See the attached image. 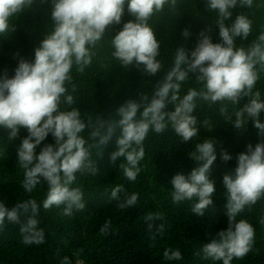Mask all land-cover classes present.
Here are the masks:
<instances>
[{"label": "clouds", "instance_id": "obj_1", "mask_svg": "<svg viewBox=\"0 0 264 264\" xmlns=\"http://www.w3.org/2000/svg\"><path fill=\"white\" fill-rule=\"evenodd\" d=\"M33 0H0V34L10 30V21L32 5ZM251 8L253 0H206L209 10L218 13L220 42L213 43L209 35L202 32L195 48L190 52L184 47L176 49L173 66L167 71L151 97L141 94L140 100H128L117 109L118 120H102L86 124L81 119L77 108L61 111L62 100L71 106L74 96L68 94L66 85L72 81V68L83 72L90 65L94 52L91 50L100 41L106 29L121 23L125 6L134 21L123 24L122 29L112 38L113 56L124 67L130 65L155 76L161 70L157 60L160 55V43L148 20L154 13L163 11L165 5L176 7L177 0H52L51 19L54 28L35 50L33 61L21 59L12 78L7 74L0 77V128L8 132V140L19 137L21 129H26L27 136L21 139L17 151L18 163L25 170L23 189L31 193L41 182L49 186L43 208L48 210L63 206V214L71 216L73 211L85 208L83 192L71 185L76 180V173H88L95 176L99 172L92 159L91 148L97 147L104 154V147L114 141L115 150L109 154L110 162L123 157L126 164H121L125 177L135 181L140 161L145 156L143 142L149 131L163 133L169 125L181 140L187 142L198 135L197 118L193 115L196 99L211 104L221 103L220 114L226 117L236 129H242L251 119L260 135H264V122L260 116L264 113V100L259 91L253 92L259 72L264 70V33H261L247 49L236 47V38L247 39L251 33V20L244 14L235 17L230 26L225 24L232 17L231 9L237 4ZM183 35H189L184 30ZM202 85L200 90L189 89L181 98V85L189 79V74ZM75 91V86H73ZM248 97L246 104L228 115L224 102L238 105ZM168 103L175 105L174 111H165ZM142 109V110H141ZM139 113V116H138ZM208 127V122L205 121ZM86 127L91 128L88 141L80 134ZM119 135H115L116 129ZM51 134L55 144L44 145L39 154L36 149ZM215 139L208 138L197 143L195 151L189 153L197 162L186 177L177 173L171 179L173 187L172 201H195L191 211L202 216L213 204L215 183L210 179L211 169L217 159ZM221 159H232L226 151L221 152ZM223 184L226 189V209L228 227L220 230L204 243L197 255L204 259L232 264L233 259L247 255L254 239L253 226L244 219L236 217L246 206L254 205L264 197V142L255 148L248 145L247 153L237 156L235 176L225 175ZM119 193H124L121 199ZM111 197L119 201L118 207H134L138 202V193L128 194L122 186L113 189ZM40 205L35 199L16 203L9 209L0 202V225L5 219L13 224H20V233L24 244H41L44 231L39 228ZM25 219L22 221L21 217ZM146 221L163 219V214H148ZM110 225L106 222L101 228L105 232ZM154 225L148 224L149 229ZM162 233L164 225L157 227ZM166 260L182 259L181 252L167 249L163 253ZM61 264H70L65 257Z\"/></svg>", "mask_w": 264, "mask_h": 264}, {"label": "trees", "instance_id": "obj_2", "mask_svg": "<svg viewBox=\"0 0 264 264\" xmlns=\"http://www.w3.org/2000/svg\"><path fill=\"white\" fill-rule=\"evenodd\" d=\"M52 0H33L30 8L10 21V30L0 34V77L7 74L12 78L21 59L33 61L35 50L43 39L52 32L54 23L51 19ZM232 17L225 21L230 26L239 14L246 15L252 22L251 33L247 39L236 38V47L247 49L264 33V0H253L251 8L241 7L239 3L231 9ZM218 13L209 10L206 0H177L176 7L165 5L163 11L154 13L148 24L155 32L160 43L161 70L149 75L133 65L124 67L113 56L112 38L122 29L123 24L134 21L128 13L127 6L121 23L106 29L103 38L91 49L94 52L92 62L83 72L72 68V81L66 85L68 94H72L75 103L71 106L63 102L61 111L77 108L81 119L88 124L102 120H118L117 109L128 100L139 101L141 94L149 97L153 94L158 81H162L167 71L173 66L176 49L184 47L193 50L202 32L209 35L213 43L220 42ZM188 30L189 35H183ZM259 79L253 92L259 91L264 100V70L257 66ZM189 79L181 85L179 96L183 98L189 89L200 90L202 85L189 74ZM75 86V91H73ZM244 97L238 105L224 102L228 115L235 119L234 113L248 102ZM175 105L168 103L165 111H174ZM221 103L211 104L196 99L193 115L197 118L198 135L185 142L169 127L163 133L149 131L143 142L145 156L139 163L141 171L135 181L128 180L120 167L126 164L121 157L113 165L109 154L115 150L114 141L104 147L102 157L100 148L92 147V159L99 172L92 176L88 173H76V180L71 187H79L83 192L85 208L73 211L71 216L63 214V206L45 210L49 186L41 182L31 192H26L22 183L25 170L18 163L17 151L21 139L27 136L26 129H21L19 137L9 141L8 132L0 128V202L9 209L18 202L35 199L40 205L39 228L44 231L41 244H24L20 233V224H13L5 219L0 225V264H61L67 257L70 264H222V261L204 259L197 255L204 243L220 230L228 227L226 209V189L223 184L225 175L235 176L237 156L247 153L248 145L253 149L257 143L264 142V135L259 134L251 119L242 129H236L227 123L220 114ZM142 110V109H141ZM139 116V113H138ZM264 122V113L260 116ZM208 122V127L205 126ZM91 128L86 127L80 134L88 144L96 142L89 138ZM117 128L115 135H119ZM214 138L217 159L214 162L210 179L215 183L213 204L202 216L191 211L195 201H183L174 204L171 179L177 173L186 177L197 167V162L189 153L195 151L197 143ZM46 144H55L49 134L36 149ZM226 151L232 159L224 162L221 152ZM117 186H122L128 193H138V202L134 207L121 209L119 201L111 197ZM121 199L124 193H119ZM161 213L163 219L146 221L148 214ZM24 216L21 217L23 221ZM249 222L254 228L251 251L240 259H233L232 264H264V197L254 205L246 206L236 220ZM110 225L105 232L101 228L106 222ZM154 226L149 229L148 224ZM164 231H156L159 225ZM178 249L182 254L180 260H166L164 251Z\"/></svg>", "mask_w": 264, "mask_h": 264}]
</instances>
